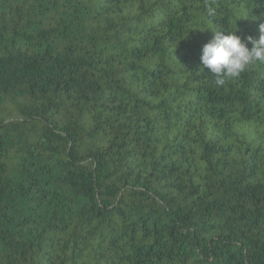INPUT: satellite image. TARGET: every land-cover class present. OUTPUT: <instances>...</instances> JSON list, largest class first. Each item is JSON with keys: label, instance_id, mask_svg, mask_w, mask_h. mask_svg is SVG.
I'll return each instance as SVG.
<instances>
[{"label": "trees", "instance_id": "1", "mask_svg": "<svg viewBox=\"0 0 264 264\" xmlns=\"http://www.w3.org/2000/svg\"><path fill=\"white\" fill-rule=\"evenodd\" d=\"M260 23L264 0H0V264H264V63L217 85L200 59Z\"/></svg>", "mask_w": 264, "mask_h": 264}, {"label": "clouds", "instance_id": "2", "mask_svg": "<svg viewBox=\"0 0 264 264\" xmlns=\"http://www.w3.org/2000/svg\"><path fill=\"white\" fill-rule=\"evenodd\" d=\"M208 14L214 15L215 10L208 8ZM236 29L211 30L214 35L202 47V68H207L216 77L217 85H224L228 78L239 77L255 62L264 63V23L259 24L258 38L248 35L242 39Z\"/></svg>", "mask_w": 264, "mask_h": 264}]
</instances>
